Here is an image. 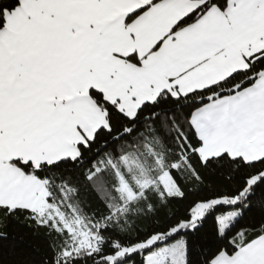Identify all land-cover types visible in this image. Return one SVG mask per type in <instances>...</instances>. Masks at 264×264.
I'll return each mask as SVG.
<instances>
[{"label": "snow or ice", "instance_id": "obj_1", "mask_svg": "<svg viewBox=\"0 0 264 264\" xmlns=\"http://www.w3.org/2000/svg\"><path fill=\"white\" fill-rule=\"evenodd\" d=\"M10 239L0 264H264V0H0Z\"/></svg>", "mask_w": 264, "mask_h": 264}, {"label": "trees", "instance_id": "obj_2", "mask_svg": "<svg viewBox=\"0 0 264 264\" xmlns=\"http://www.w3.org/2000/svg\"><path fill=\"white\" fill-rule=\"evenodd\" d=\"M209 179H214V177L209 176ZM192 198L191 196L189 197ZM11 231L13 233L19 232L24 233L25 235V242L23 245H17V254H20V249L28 252L30 255H35L34 249L42 248L44 241L39 235L31 234L27 228L20 227L19 225L13 223ZM14 241L12 239L8 241H0V259L10 262L14 259L13 255L11 254L13 251Z\"/></svg>", "mask_w": 264, "mask_h": 264}]
</instances>
